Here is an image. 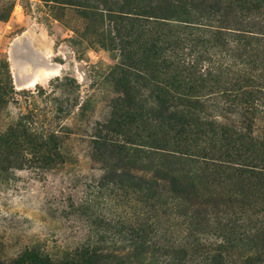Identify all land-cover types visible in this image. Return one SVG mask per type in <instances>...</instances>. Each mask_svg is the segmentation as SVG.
I'll return each instance as SVG.
<instances>
[{"label": "rangeland", "instance_id": "1", "mask_svg": "<svg viewBox=\"0 0 264 264\" xmlns=\"http://www.w3.org/2000/svg\"><path fill=\"white\" fill-rule=\"evenodd\" d=\"M195 4L215 8L209 25L186 29L177 67L147 79L174 104L195 107L180 115L195 126L183 127L170 140L169 148L180 151L177 159L164 151V167L156 171L170 175L174 169L183 192L168 191L159 204L104 179L126 169L119 160L92 159L94 129L78 125L76 109L63 118L71 131L63 135L65 162L15 167L7 155L1 157L0 264H42L36 250L62 253L90 236L105 235L101 245L112 253L129 252L119 232L141 221L156 222L163 249L186 248L191 264H208L210 254L220 251L230 264L264 263V0ZM85 14L56 0H0V81L9 77L15 89V99L0 107V132L17 121L23 105L37 107L39 122L48 123L47 93L58 92L65 77L79 83L81 98L93 96L82 121L106 117L110 99L118 95L108 73L120 53L103 41L108 43L110 32L115 35V24ZM31 74L48 76L33 85L18 82ZM142 76L134 84L148 92ZM39 88L40 95L31 97ZM136 102L144 105L143 96ZM142 124L137 119L136 132L143 133ZM0 151L9 149L2 145ZM127 170L155 174L154 168Z\"/></svg>", "mask_w": 264, "mask_h": 264}, {"label": "trees", "instance_id": "2", "mask_svg": "<svg viewBox=\"0 0 264 264\" xmlns=\"http://www.w3.org/2000/svg\"><path fill=\"white\" fill-rule=\"evenodd\" d=\"M56 1L78 6L87 16L105 17L115 24V35L110 32L108 43L103 41V46H110L120 53L119 64L108 73L118 95L110 99L103 120L92 123L90 120L86 122V119L82 121L92 105L93 96L81 98L79 83L65 77L66 82L62 83L58 92L52 89L47 93L50 98L48 113L52 116L48 123L39 122L37 107L28 109L27 105H23L17 121L0 132V150L2 145L9 149L5 154L0 151V168L4 162L1 157L6 155L7 162L15 167L28 164L51 167L65 162L63 135L71 131L63 118L75 114L77 109L78 125L94 129L90 136L92 159L103 163L119 160L126 169L114 181L108 174L104 179L111 180L116 188L139 192L145 200L164 204L163 198L168 191L183 192V189L174 169L170 170V175L156 173L159 167H164L160 158L165 156L164 151H169L173 152L170 156L177 159L175 153L180 151L169 148L170 140L183 127L190 129L195 126L194 122L180 119V115L192 113L191 109L195 107L174 104L166 91L156 92L147 79H153L154 73L166 75L177 67L174 60L177 51L188 40L183 33L186 29L209 25L207 22L212 19L215 8L196 5V0ZM139 50L143 53L142 57ZM141 74H144L142 77L145 80L143 88L148 92H141L134 84L138 83L137 77ZM9 82V77L6 82L0 81V107L15 99V89ZM73 82L76 85L69 86ZM40 92V88L39 91H31L30 96H39ZM140 96H143L144 105L139 108L136 99ZM23 108L28 110L23 111ZM139 110L143 111L140 113ZM137 119L143 123V133L136 132L135 128L138 130L139 127H133ZM107 168L112 166L107 165ZM127 168H154L155 174L143 177L130 173ZM155 225L156 222L141 221L129 226L126 232H119V235H126L122 239L129 242V252L112 253L109 247L101 245L106 237L101 235L97 238L90 236L75 248L62 253L51 254L38 249L35 256L42 264H191L192 254L186 248L163 249L164 237ZM226 256L222 251L212 253L208 264H230Z\"/></svg>", "mask_w": 264, "mask_h": 264}, {"label": "bare ground", "instance_id": "3", "mask_svg": "<svg viewBox=\"0 0 264 264\" xmlns=\"http://www.w3.org/2000/svg\"><path fill=\"white\" fill-rule=\"evenodd\" d=\"M15 65V64H14ZM17 70H18V72H19V69H18V67H17ZM36 71V70H35ZM22 72V71H21ZM24 73V72H23ZM45 73V72H44ZM36 74V73H35ZM35 74L33 75V74H31V75H29V76H25V77H23V79L24 80H22V79H20L19 80V78L17 79L18 80V82L19 83H26V84H29V85H33V84H36V83H38L39 81H40V79L43 77V76H48V75H37V77H35ZM54 74H58V72L57 71H55L54 72ZM15 77H16V75H14ZM18 77V76H17ZM16 79V78H15ZM22 80V81H21ZM16 81V80H15ZM21 85V84H20Z\"/></svg>", "mask_w": 264, "mask_h": 264}]
</instances>
